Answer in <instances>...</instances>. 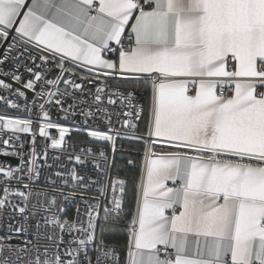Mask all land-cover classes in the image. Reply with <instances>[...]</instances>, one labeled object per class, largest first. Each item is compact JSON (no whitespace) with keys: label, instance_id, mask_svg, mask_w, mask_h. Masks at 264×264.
I'll list each match as a JSON object with an SVG mask.
<instances>
[{"label":"snow or ice","instance_id":"6c2138e0","mask_svg":"<svg viewBox=\"0 0 264 264\" xmlns=\"http://www.w3.org/2000/svg\"><path fill=\"white\" fill-rule=\"evenodd\" d=\"M0 107V264H264V0H0Z\"/></svg>","mask_w":264,"mask_h":264},{"label":"trees","instance_id":"16d2710c","mask_svg":"<svg viewBox=\"0 0 264 264\" xmlns=\"http://www.w3.org/2000/svg\"><path fill=\"white\" fill-rule=\"evenodd\" d=\"M141 92L142 93H144L143 92V90H141ZM145 94V93H144ZM146 95V94H145ZM149 98L147 97V95H146V100H145V110H147V108H148V105H149ZM144 127V123L142 122V125H141V128H143ZM84 137L81 135V136H76L74 139L75 140H77V139H83ZM119 143H118V145H117V147H118V149H119ZM139 155H142V154H139ZM133 158H136L137 159V165H139L140 163H141V161H140V159L137 157V154H134V156H133ZM127 159V157H123V156H120V155H117L116 156V161H117V163L118 164H120L121 166H123V163H124V161ZM131 174H134V173H131ZM129 199H130V193H129Z\"/></svg>","mask_w":264,"mask_h":264},{"label":"built area","instance_id":"2783aa9c","mask_svg":"<svg viewBox=\"0 0 264 264\" xmlns=\"http://www.w3.org/2000/svg\"><path fill=\"white\" fill-rule=\"evenodd\" d=\"M141 97H142L141 103H142L143 106L145 107L146 95H145L144 93L141 92ZM0 111H4V109H3L2 107H0ZM7 112H8L9 115H19V114H21V113H16L14 110H11V109H7ZM53 119H56L55 110H53ZM78 119H79V118H78ZM60 122H61V123H64L63 121H60ZM141 125H142V122H141L140 126H141ZM52 132L55 134V133H56V130L53 129ZM76 136H81V135H77V134H75V133H72V134H71V139H72V140H75L74 138H75ZM42 139H43V138H39V137H38V140H41V141H42ZM73 212H74V209H72V210L70 211L69 214L71 215Z\"/></svg>","mask_w":264,"mask_h":264}]
</instances>
